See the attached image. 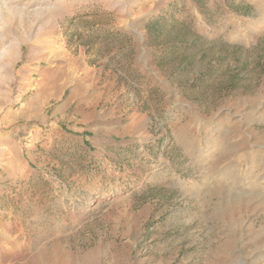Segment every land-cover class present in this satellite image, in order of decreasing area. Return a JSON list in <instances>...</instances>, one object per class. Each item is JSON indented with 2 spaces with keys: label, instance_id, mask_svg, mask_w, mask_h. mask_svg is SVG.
I'll return each mask as SVG.
<instances>
[{
  "label": "rangeland",
  "instance_id": "374dc122",
  "mask_svg": "<svg viewBox=\"0 0 264 264\" xmlns=\"http://www.w3.org/2000/svg\"><path fill=\"white\" fill-rule=\"evenodd\" d=\"M167 5L211 38L193 37L184 54L152 48L175 39L167 31L148 42L142 24ZM228 8L226 0H0V143L20 131L15 140L36 143L42 164L31 162V179L0 177V264H264V200L211 195L214 179H205L223 156L225 115L244 151L264 145V35L248 48L223 45ZM80 57L100 72L101 89L111 83L95 107L108 129L79 123L76 102L45 124L79 80ZM49 78L67 90L40 105ZM240 162L237 179L249 175Z\"/></svg>",
  "mask_w": 264,
  "mask_h": 264
},
{
  "label": "crops",
  "instance_id": "0c3cea01",
  "mask_svg": "<svg viewBox=\"0 0 264 264\" xmlns=\"http://www.w3.org/2000/svg\"><path fill=\"white\" fill-rule=\"evenodd\" d=\"M226 1L229 5V11L223 16L222 33L217 35L221 36L219 41L223 45L230 47L231 50L240 47L248 48L250 44L249 39L264 35V0ZM159 9H163L168 13L158 11V13L152 14L142 21L147 41L149 42V39L155 35H160L161 37L162 33H167V31H171V35L175 39L165 40L164 43H157V40L156 42H152V48L164 53L167 52V54H184L191 50L193 37L197 38L198 41L209 37V35L202 34L199 29L195 28V25H192L191 15L173 13L168 5ZM186 35L188 36L187 38L185 37ZM77 61L79 71H81L79 80L69 90L67 97L63 99V103L59 105L53 115L49 116L45 124L51 126L50 124L54 123V120L58 118L61 111L69 108L73 102H76V113L80 118L78 120L79 123L87 124L93 129H108L110 121H106L107 117L105 114L97 111L95 107L99 100L104 99L106 96H111V93L107 92L111 83L110 81H106L104 83L105 88L101 89V84H99L100 82L96 77V74L100 72L97 73L95 68L89 67L81 57ZM181 69H184V67L182 66ZM40 85L41 88L37 93V99L40 105L41 103L43 105L45 101L60 99L62 94L67 90L68 83L60 82L56 78H49L41 81ZM19 132L12 131V139L7 143H0V168L2 170L0 177L2 176L4 179H31V162L36 167L42 165L41 163L37 165L33 161V158H35L33 151L36 149V143L34 144L31 141V145L23 149L19 142L15 140ZM23 132H27V130ZM41 132L42 129L39 131V135Z\"/></svg>",
  "mask_w": 264,
  "mask_h": 264
},
{
  "label": "bare ground",
  "instance_id": "6f19581e",
  "mask_svg": "<svg viewBox=\"0 0 264 264\" xmlns=\"http://www.w3.org/2000/svg\"><path fill=\"white\" fill-rule=\"evenodd\" d=\"M5 12L7 13L6 16H9V14H11L10 13V10L8 12L7 11H5ZM16 12H17V15L18 16L20 15V17L24 14V12H21L19 10L14 11L13 14H15ZM9 19H10V17L7 18V19H5L6 22H7L6 25H5V29H7V30H8V27H9L7 25V24H9L8 23ZM229 116H227V115L224 116V119H226V126H227V128H226V131L221 134V138L218 139L219 140V148L222 151V154L221 155H223V156H221V157L219 156V160H217V161H220L221 160L220 162H216V161H213V160H212V163L210 162L213 165L216 164L217 165L216 166L217 168H215L216 170H214V172L211 175H209V173L207 172L208 175L205 176V179L206 178L209 179L210 177L214 179V181L213 182H210V183L208 182L210 180L206 181V182H208V188H207L209 190L208 193H210L212 195V194L222 193L223 191L225 192L226 190H231V191L234 192V195L235 196H240L241 197V196H245L246 195L247 197L248 196H250V197L253 196L254 197L253 199L259 198L260 200H264V145H260L257 149H253V148H250L252 146H249V145H246L245 144L246 147H248L249 150L248 151H244L243 150L244 148H241V146H240L241 143H239V142L238 143L236 142L237 144L235 143V140L238 139L239 137L238 138L235 137V135H236L235 134V127L236 126H232V124H230V120H229L230 117ZM245 125H246V123H245ZM220 127H221V125H220ZM240 134H242V133H240ZM252 134L250 136L251 137L250 140H251L252 144H253V142L257 143L258 141H260L259 140V137L255 136V135H252ZM244 138H245V135H244ZM246 138L244 140H246ZM250 140H248L249 143H250ZM213 142L214 141L209 140L206 143L207 144H211ZM248 142H246V143L248 144ZM259 143H261V141ZM243 145H244V142H243ZM242 160L243 161L244 160L248 161V163L250 165L249 166V175L246 176L245 178L237 179V176L240 175L239 174L240 172L237 173V174H235V171H236L235 169L237 168L239 162L242 161ZM207 165L209 166V164H207ZM261 197H263V198H261ZM249 200H251V198H249ZM254 201H256V200H254ZM257 203H259V202H257ZM234 204H235V202H234ZM225 206L228 207V203H226ZM227 207H225L224 209H227ZM230 207H232V205ZM230 207H229V209H230Z\"/></svg>",
  "mask_w": 264,
  "mask_h": 264
}]
</instances>
